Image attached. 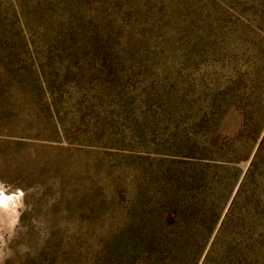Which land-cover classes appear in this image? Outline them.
I'll return each mask as SVG.
<instances>
[{
    "label": "rangeland",
    "instance_id": "374dc122",
    "mask_svg": "<svg viewBox=\"0 0 264 264\" xmlns=\"http://www.w3.org/2000/svg\"><path fill=\"white\" fill-rule=\"evenodd\" d=\"M264 0H0V264H264Z\"/></svg>",
    "mask_w": 264,
    "mask_h": 264
},
{
    "label": "trees",
    "instance_id": "16d2710c",
    "mask_svg": "<svg viewBox=\"0 0 264 264\" xmlns=\"http://www.w3.org/2000/svg\"><path fill=\"white\" fill-rule=\"evenodd\" d=\"M263 147H264V136L262 137V139L259 142V147H258L257 154L255 155L254 160H256L258 158Z\"/></svg>",
    "mask_w": 264,
    "mask_h": 264
}]
</instances>
